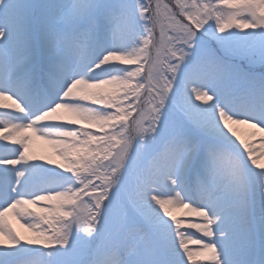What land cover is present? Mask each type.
Returning a JSON list of instances; mask_svg holds the SVG:
<instances>
[{"label":"snow or ice","instance_id":"1","mask_svg":"<svg viewBox=\"0 0 264 264\" xmlns=\"http://www.w3.org/2000/svg\"><path fill=\"white\" fill-rule=\"evenodd\" d=\"M0 101V264H264V0H0Z\"/></svg>","mask_w":264,"mask_h":264},{"label":"rangeland","instance_id":"2","mask_svg":"<svg viewBox=\"0 0 264 264\" xmlns=\"http://www.w3.org/2000/svg\"><path fill=\"white\" fill-rule=\"evenodd\" d=\"M28 134H30V133H28ZM0 143H3V142L0 141ZM33 144L37 145L35 147V155L36 156L51 157L53 159H56V157L53 156L52 146L47 144L44 140H41V139H39L37 137H34ZM262 160H264V158ZM51 166H55V165H51ZM33 210H35V209H33ZM172 214H173V216H175L178 219L192 218L194 216V213H192L190 211V209H188V208H173L172 209ZM7 220L13 226H20L21 228H24V229L26 228V227L22 226V222L18 221L17 218L13 214H9V216L7 217ZM31 235H32V233H31ZM196 236H198V235H196ZM195 260L199 264L200 256L195 257Z\"/></svg>","mask_w":264,"mask_h":264},{"label":"bare ground","instance_id":"3","mask_svg":"<svg viewBox=\"0 0 264 264\" xmlns=\"http://www.w3.org/2000/svg\"><path fill=\"white\" fill-rule=\"evenodd\" d=\"M0 103H8L10 104L11 101H0ZM11 111V109H10ZM234 128L240 133L241 136H243L244 139H246L249 143H255L261 138V134L256 129L248 128L247 126L243 125H233ZM255 133V135H253ZM37 145L32 143L30 154L35 155V147ZM256 147H260L258 144ZM257 156L261 157V159L264 158V149H261V151L256 153ZM194 217V216H193ZM19 225V224H18ZM12 227L23 237L29 238L31 237V232L28 231L27 228H21L20 226H13ZM196 235H200L199 233H196ZM205 258L200 256V261H203Z\"/></svg>","mask_w":264,"mask_h":264}]
</instances>
